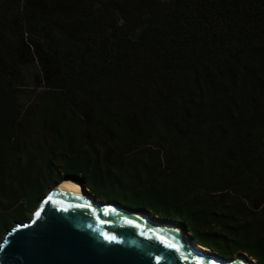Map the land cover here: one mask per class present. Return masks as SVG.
Listing matches in <instances>:
<instances>
[{
    "label": "trees",
    "instance_id": "1",
    "mask_svg": "<svg viewBox=\"0 0 264 264\" xmlns=\"http://www.w3.org/2000/svg\"><path fill=\"white\" fill-rule=\"evenodd\" d=\"M67 181L264 264V0H0V237Z\"/></svg>",
    "mask_w": 264,
    "mask_h": 264
},
{
    "label": "water",
    "instance_id": "2",
    "mask_svg": "<svg viewBox=\"0 0 264 264\" xmlns=\"http://www.w3.org/2000/svg\"><path fill=\"white\" fill-rule=\"evenodd\" d=\"M104 203L52 190L29 221L4 235L0 264H240L195 250L173 225Z\"/></svg>",
    "mask_w": 264,
    "mask_h": 264
},
{
    "label": "bare ground",
    "instance_id": "3",
    "mask_svg": "<svg viewBox=\"0 0 264 264\" xmlns=\"http://www.w3.org/2000/svg\"><path fill=\"white\" fill-rule=\"evenodd\" d=\"M80 188H81V187H80V186H77V185H75L74 187L71 186V185H69V186L59 187V188H57V189H59V190L65 192V193H70V194H74V195H82V191H81ZM169 228H170L171 230H173L174 232H176L177 234L183 236L182 231L179 230V229H177L176 227L169 226ZM193 248H195V250H197V251H202V252H206V253H211L210 250H208V249H206V248H203V247H200V246H196V247H195V245H193ZM236 258H237V260H238V262H239L240 264H254L253 260L248 261V260H246V259H245L244 257H242V256H238V257H236Z\"/></svg>",
    "mask_w": 264,
    "mask_h": 264
},
{
    "label": "rangeland",
    "instance_id": "4",
    "mask_svg": "<svg viewBox=\"0 0 264 264\" xmlns=\"http://www.w3.org/2000/svg\"><path fill=\"white\" fill-rule=\"evenodd\" d=\"M74 183H75V182H68V181H67V182H63V183L57 185V186H56L55 188H53L52 190L57 189V188H59V187H63V186H69V185H71V186L74 187V186L76 185V184H74ZM77 186H79V185H77ZM80 187H81V186H80ZM80 189H81V191H82V194H85V195H86V194L88 193L87 190H84L83 188H80ZM52 190H51V191H52ZM48 194H49V193H48ZM48 194H47V195H48ZM89 196L94 197V196H92V195H89ZM44 198H45V197H44ZM44 198H43V199H44ZM43 199H42V200H43ZM42 200H41V202H42ZM97 201L102 202V201L99 200V199H98ZM41 202H40V203H41ZM40 203H39V204H40ZM39 204H38V205H39ZM104 204H105V203H104ZM38 205L35 206V208H33L32 211H30V213H29L28 216H27V219H24V220L19 221V222H17V223H18V224H22V223H24V222L29 221V220L31 219L32 214L34 213L35 209L38 207ZM17 223H16V224H17ZM14 226H15V224H14ZM3 237H4V236L0 237V243H1L2 240H3ZM187 238L189 239L188 236H187ZM191 244H192V242H191ZM238 256H242V257H244V258L246 257V256L243 255L242 253H237L233 258H236V257H238ZM233 258H232V259H233ZM247 259H249V258H247ZM250 260H251V259H249L248 261H250ZM253 261H254V260H253ZM254 264H255V261H254Z\"/></svg>",
    "mask_w": 264,
    "mask_h": 264
}]
</instances>
